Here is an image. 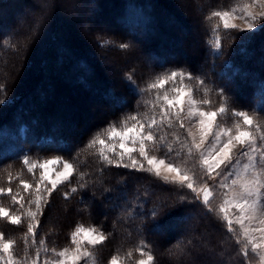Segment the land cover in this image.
I'll return each mask as SVG.
<instances>
[{"label": "trees", "instance_id": "1", "mask_svg": "<svg viewBox=\"0 0 264 264\" xmlns=\"http://www.w3.org/2000/svg\"><path fill=\"white\" fill-rule=\"evenodd\" d=\"M252 2L76 0L79 13L73 18L69 10L67 16L63 14L71 3L65 5L62 0H0V100L4 101L0 104V188L11 186L15 193L21 181L32 184L27 192H21L23 209L17 204L13 207L7 195L0 196V206L10 214L21 213L19 226L0 218V233L5 241L14 242L11 251L17 260L31 263L36 259L40 264L56 260L57 252L73 248L72 233L83 226L95 228L106 237L103 243L89 247L96 264H111L113 258L138 264L149 254L154 264H252L219 211L221 192L217 180L207 178L203 183L213 187L209 211L186 187L187 183L182 186L147 171L106 165L99 155V145L87 147L96 134L109 127L122 129L127 116L151 115L158 92L151 85L170 71L184 72L186 76L191 73L193 79L189 82L199 100L207 99V106L214 111L225 106L222 117L228 124L237 121L232 113L241 110L264 121V17L258 20V28L247 31L224 29L220 18L213 15L216 11L232 12ZM80 10L95 14L90 22H110L116 30L107 33L111 35L109 40L127 44L121 52L125 51L123 55L131 61L121 64L118 48L109 47L106 56L109 51L117 53L112 63L119 64L121 70L116 71L118 80L112 82L113 86L109 82L101 86L107 98L101 109L106 115L94 121L93 128L62 136L54 126L41 123L45 121L43 110L38 115L33 110L41 100L50 112L53 94H41L45 79L51 80L49 73L57 62L59 69L74 63L86 68L88 75L98 68V53L102 54L98 51L104 50L98 44L101 41L81 46L77 43L79 37L71 35L81 20ZM217 37L221 42L219 50L214 47ZM18 66L25 75L21 85L11 78ZM87 74L80 75L85 84L89 81ZM200 79L205 84L201 85ZM66 81L73 85V75ZM156 111H160L159 107ZM185 132V128H169L165 123L162 131L156 133L157 141L161 135L165 139L152 153L179 168H195V158L182 144ZM51 149L70 161L75 173L50 196L45 193L47 203L38 215L33 237L27 231L26 210L30 206L35 211V205L28 204L35 198L39 179L35 172L27 171L23 158L38 159ZM72 187L77 188L76 193H71ZM61 212L66 219L55 223L53 216Z\"/></svg>", "mask_w": 264, "mask_h": 264}, {"label": "snow or ice", "instance_id": "2", "mask_svg": "<svg viewBox=\"0 0 264 264\" xmlns=\"http://www.w3.org/2000/svg\"><path fill=\"white\" fill-rule=\"evenodd\" d=\"M255 4L264 6V0H254L253 4H246L241 9L242 16L238 17L245 20L244 25H237L236 23H230V19L233 18V12L228 11H216L213 13L214 16L219 17L223 22L224 29H237L251 31L256 28V16L264 17V11L254 14L249 9L253 8ZM219 27V25H217ZM211 43V42H210ZM122 48H127V44L121 45ZM215 49L221 48V42L217 37ZM184 72L170 71L158 76L151 88L158 90L156 100L152 102V114H142L139 118L136 115H129L125 118L122 130H117L113 125L108 129L96 134L88 143V148H94L99 145V155L102 161L106 165H114L115 167H123L125 169H133L138 171H147L154 174L157 177L162 178L166 182L179 183L184 185L187 181L186 187L196 193L199 198L200 191H203V204L208 206V210L212 211L210 201V191L205 186L199 191L194 187L187 172H182L172 164L166 163L164 159H157L155 155H150L151 151H158V143L164 141V135L159 137V141L156 139V133L162 131L163 125L166 123L169 128L179 127L185 128L184 119L191 120L196 118L198 121L199 128V140L193 134L192 129H187V134L190 136V144L187 141H182L184 147L188 148V152L192 153L193 149L200 151L203 149L205 143L209 137H213L214 143L210 146V150L200 151L201 163L204 166V171L210 179H215L212 175L214 172L218 176L221 173L216 171L220 169L221 165H227L231 163L232 150L237 145L247 146L252 149L253 153L256 152V137L253 135L251 128L253 126V118L245 111H235L232 113L237 121L233 129H219L215 133L213 131L215 120L218 114H224L226 107L221 105L216 111H204L196 109L197 101L192 98L191 91L185 92L181 88L174 87L171 91L174 95H170L168 91H164L162 96L159 94V89L164 88L166 82L176 81L179 78L181 81L185 78ZM129 79H131L129 77ZM187 79H193L191 73L187 74ZM201 85L205 84V80L200 79ZM187 95V100H185ZM4 101L0 100V104ZM185 103L188 106L186 117H182L181 113L184 112ZM202 104H208L207 99L200 101ZM159 107L160 111L156 109ZM175 135V133H173ZM221 137L226 139L222 140ZM109 141L119 140V147L122 149L120 152H115V144H106V139ZM179 139V137H178ZM131 143L132 147H127ZM168 151H172L171 145L168 146ZM138 153L142 159H137L132 153ZM109 153H112L111 157ZM248 155V153H245ZM260 155L264 158V152ZM250 160H255L254 155L249 156ZM145 162L147 167H145ZM23 164L27 165V171L34 173L37 167L40 169V176L37 187L35 188V198L31 200V204L35 205V211L31 210L29 206L26 210V217L28 219L27 231L28 233L35 236L34 229L37 227L38 215L42 214V206L47 203L45 193L51 195L60 184H64L69 181L73 173V164L61 159L57 156L55 159H46L39 165L36 163H30L27 156L23 158ZM54 165H59L60 170L55 171L53 175L51 168ZM169 173H174L170 175ZM83 179V177H81ZM227 180V177H225ZM81 188L84 185H80ZM222 187L228 189V192L224 194L225 199L223 204L220 206V212L223 213V219L227 222L228 230L234 231L233 223H238L242 227V233L244 237L245 250L244 254L247 255V248L251 245L252 251L257 252L258 249L262 250L258 255L260 259L264 261V205L260 203L261 199L264 198V180L260 179L259 173H253L250 177H240L231 181V184H222ZM32 188V184L21 181L20 187L15 193L9 186L7 189L0 188V196L7 195L11 198L13 203L19 204L20 208H24V197L21 192H27ZM77 188L72 187L71 193H76ZM69 194L64 193L65 199ZM229 207L235 208L239 215L235 221L229 217ZM156 213L153 212L152 215ZM0 218L7 219L12 225L19 226L22 222L21 213L18 211L14 214H10L9 210L3 206H0ZM247 220L248 224L245 225L244 221ZM259 223V227H253L254 223ZM98 230L95 228H85L83 226L77 227L75 232L72 233V244L75 245V249L65 247L63 251L56 253L58 259L54 264H79L82 257L89 255L87 250L82 251L83 242L86 240L89 245L95 246L103 243L106 239L103 233L97 234ZM259 233V237L255 235ZM79 238V239H78ZM27 242V240H26ZM14 242L11 240L5 241L4 234L0 233V264H27V260H17L11 251L13 249ZM144 255V253H141ZM153 256L147 255V261L141 259L139 264H151ZM31 264H37L36 259H33ZM44 264H48L47 261ZM111 264H117L116 258L112 259Z\"/></svg>", "mask_w": 264, "mask_h": 264}, {"label": "rangeland", "instance_id": "3", "mask_svg": "<svg viewBox=\"0 0 264 264\" xmlns=\"http://www.w3.org/2000/svg\"><path fill=\"white\" fill-rule=\"evenodd\" d=\"M178 1V0H177ZM62 3L67 5L68 3H71L70 5L68 4V6H66L69 9H64L63 14L67 16L66 11L69 10V14L73 16V18L75 17V15L77 13H79V10L76 8L75 4H76V0H62ZM254 2L250 3L253 4ZM180 7L183 8L182 3L179 4ZM243 8L240 7L237 10H235V12L233 13V18L230 19V23H236L237 25H244L245 24V20L240 19L238 17L242 16L243 13L241 12V9ZM40 9V8H39ZM39 9L36 11V13H39ZM184 9V8H183ZM195 9V8H194ZM30 10V9H29ZM78 10V11H77ZM250 11H252L254 14H258L259 12L264 11V6L260 5V4H255L253 8L249 9ZM194 11V10H193ZM233 12V11H232ZM28 14V11L25 12V16ZM80 14H81V20L78 21V23H76V29L75 31L71 32V35H75L77 37H79V41L77 42L79 45L81 46H93V44L95 42L101 41L98 44L104 46V50L99 49L98 52H101L102 54L98 53V62L95 66H98V68H94V73L93 74H87V70H85L86 68L83 67H78L76 64H71V63H67V65H65V69H59L60 67V62H57L56 66L54 65L51 72L49 73L51 80L47 77L45 79V83L43 85V90H42V96L43 93L44 95H46L45 97L50 96V94H53L54 99H52V101H49V103L52 105V108L50 110V112L47 110V105L45 103H43L41 100L40 102L37 104V107L34 108V115H38L37 113L41 112L43 110V117L45 121H41V123H45V124H49L51 126L55 127V130H57L62 136L63 135H73L79 131H85L89 128H93L94 126V121H98L100 119H102L106 113L102 112V106L104 101H106V97L102 94L103 92V88L101 87L102 85H104L105 83H108L110 85L113 86L114 81L118 80V77L116 76V71H120L121 67H118L119 64L117 63H112L114 60L113 55H117L114 53H110L109 51V56H106V53L109 49L110 46H116L118 48L119 54L117 55L119 57V62L123 65H125L126 62L131 61L130 57L123 55L126 54L125 51L121 52V50H123V48L121 47V45H123V43H121L120 41H112L109 40V37H111V35H107V33H111L112 31H115L116 29L111 26L108 23H96V22H90V18L95 17V14H90L87 15L86 12H83L82 10H80ZM188 16V15H187ZM261 17L259 15L256 16V28H258V20ZM223 24V22H222ZM75 28V27H74ZM90 28V29H89ZM197 28V24H194V26L192 27V30H196ZM256 28L252 29L251 31L255 30ZM241 29V28H240ZM114 37V36H112ZM116 39V38H115ZM114 42V43H113ZM113 43V44H112ZM97 47V46H96ZM107 59V61H105ZM117 58V57H116ZM186 58V57H185ZM100 61V63H99ZM66 64V63H64ZM119 69V70H118ZM23 69H21V66L18 68L13 69V75H12V81H16L18 80L21 85V83L24 82L25 80V75L22 74ZM88 75L87 79L88 84H85L84 82L86 80H83V77H81L80 75L82 73H85ZM73 75V80L74 83H72L73 85H67L69 84L66 81V78H69L70 76ZM81 77V79H80ZM190 80L187 79V76H185V78L183 79V81H181L179 78H177L176 81H169L166 82L164 85V88L159 89V94H163L164 91H168L170 93V95H174V93H172V89L174 87L177 88H181L183 89L185 92L187 91H191L192 94V98L194 100L197 101L196 104V109L198 110H204V111H209L211 109H209V107L207 106V104H202L200 103L199 98L197 97L194 87L192 85H190ZM67 83V84H66ZM87 83V82H86ZM57 90H55L53 92V90L57 87ZM85 86V87H83ZM88 86V87H87ZM40 95V97H41ZM158 95V92L155 93V99ZM55 96H57L55 98ZM185 100H187V95H185ZM45 106V108H44ZM44 108V109H43ZM187 111H188V106L185 103L184 105V112L181 113L182 117H186L187 115ZM214 111V110H211ZM50 116H46V115ZM249 115L253 118V126L251 128V131L253 132V135L256 137V152L253 153L252 149L245 146H239L237 145L235 148H233L232 150V161L231 163H228L226 166L225 165H221L220 169H217L216 171L220 172V175H216L215 172L212 174L215 177V181L217 180V184H218V190H220V201H219V211H220V206L223 204L225 196L224 194L228 192V189L225 187H222V184H231V181L233 179H236L238 176L240 177H250L253 173H259L260 174V179L264 180V158H262V156L260 155L261 152H264V121H261L260 118H258L256 115L249 113ZM49 117V118H48ZM15 117L12 118V121L14 122ZM184 123H185V136L184 141H187L189 144L191 142V137L188 136L187 134V129L191 128L193 134L196 136L197 140H199V128H198V121L196 118H192L191 120L189 119H184ZM236 123V120L234 121V123L228 124L226 119H224L222 117V114H218L217 118L215 120V125L218 126L215 127L214 126V133L219 130V129H233L234 131V125ZM25 128V127H24ZM24 128H23V136H24ZM117 130H122V129H117ZM63 132L65 134H63ZM41 138H39V140L36 142L38 143L40 141ZM106 139V144L111 145V144H115V152H120L122 151V149L119 147V140H112L109 141ZM222 140L226 139L225 137H221ZM214 140L213 137H209L207 142L205 143L203 149H201L200 151H207L210 150V146L213 145ZM127 147H132L131 143L129 142V144L127 145ZM200 151H197L195 149H193L192 153H189V155L193 156L195 158L194 162L196 164L195 168H190V169H186V168H179L178 166H175L172 164L173 167L178 168L179 170H181L182 172H187V174L189 175L191 181L193 182V184L195 185V183H197V190L199 191L200 189H203L205 186H207V189L210 191L211 195H210V199L213 197L214 192H213V187H209L208 185L203 184L204 180L209 178L208 175L205 173L204 171V166L201 163V156H200ZM245 153H248V155H245ZM58 153H56V151L54 149L48 150L46 153L41 154L39 156H37L38 159H31L28 156L29 162L30 163H36L37 165H39L40 163H42L44 160L46 159H55L57 156L56 155ZM112 154V153H110ZM150 155H154L152 153V151L149 153ZM133 156H136L137 159H142L139 157L138 153L133 152L132 153ZM250 155H254L255 156V160H250L249 156ZM156 156V155H155ZM61 157V156H59ZM157 159H161L158 158L156 156ZM61 159L66 160L67 162L71 163L70 161H68L67 159L61 157ZM166 163H168L167 161H165ZM171 164V163H170ZM27 166V165H26ZM28 167V166H27ZM145 167H147V164L145 162ZM60 170V166L59 165H54L51 168V172L54 175L55 171ZM34 172L36 173V177L37 179H39L40 176V169L37 167V169L34 170ZM75 173L74 167H73V173L69 179V181L72 179L73 175ZM31 174V173H30ZM170 175H173L174 173H169ZM225 177H227V180H225ZM196 180V182H195ZM68 181V182H69ZM185 183H187V181H185ZM38 182L36 183V187H37ZM65 184V183H64ZM63 184L58 185V187H60ZM35 187V188H36ZM57 187V188H58ZM199 198L203 201V191H200V195ZM10 203L13 205H16L15 203H13V201L10 199ZM260 203L262 205H264V198L261 199ZM31 203H29L28 205H30ZM17 206L20 207L19 204H17ZM103 211V210H102ZM229 217L232 218L234 221L236 219V217L239 215V213L237 212V210L235 208H231L229 207ZM223 215V213H221ZM54 220V222L56 223L57 221L61 220V219H66L65 217V213L61 212L59 214H57L56 216H53L52 218ZM244 224L247 225L248 221L245 220ZM253 227H259V223H254L252 225ZM234 231H235V235L237 236V238L239 239V243L242 244L245 250V243H244V237H243V233H242V227L240 224L238 223H233L232 225ZM74 233V232H73ZM101 233L100 231L97 232V234ZM255 235L257 236V238L259 237V233H255ZM79 239V238H78ZM92 245H89L87 243V241L85 240L83 242L82 245V251L87 250L89 255L87 257H82L79 261V264H96L97 263V259L96 257L92 254L91 252V248H89ZM96 246V245H95ZM71 249H75V245L73 246V248ZM63 251V250H60ZM59 251V252H60ZM262 250L258 249L257 252H253L251 245L248 246L247 248V253L248 256L250 258V262L252 260V264H264V261H262L260 259V256L258 255V253H260ZM58 253V252H57ZM61 259L60 257L57 256L56 260ZM143 260L147 261V257H143ZM55 259H49V260H45L48 262V264H54V262L56 261ZM44 261V262H45ZM44 262H42L41 264H44ZM27 264H31L30 262H28ZM37 264H40L37 261ZM117 264H125L122 261L117 260ZM139 264V263H138ZM151 264L153 263V260L151 261Z\"/></svg>", "mask_w": 264, "mask_h": 264}]
</instances>
